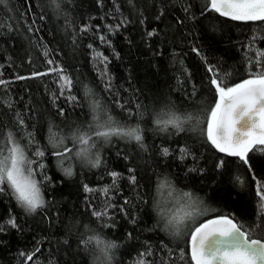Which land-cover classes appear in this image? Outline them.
<instances>
[{"label": "trees", "instance_id": "obj_1", "mask_svg": "<svg viewBox=\"0 0 264 264\" xmlns=\"http://www.w3.org/2000/svg\"><path fill=\"white\" fill-rule=\"evenodd\" d=\"M122 20H126L123 26L109 31ZM0 24V80L5 81L0 85V129L18 138L30 132L45 151V168L36 176L44 207L27 213L10 195L0 194V221L11 209L19 225L0 232V264H24L19 254L36 248L38 264H99L94 244L82 243L93 235L117 245L111 264H134L147 246L153 250L154 255L147 257L153 264L162 259L167 264H188L186 237L165 231L154 205V201L168 203L177 191H192L216 209L203 219L228 214L245 230L259 221L255 191L264 182V153H249L248 170L237 157L206 142L200 131L205 125L197 122L207 119V110L214 106L207 67L215 65L220 74H227V86L248 78L246 55H255L249 43L254 35L264 36V23L221 17L208 0H6L0 4ZM84 26L87 31H81ZM150 32L154 34L149 36ZM253 47L264 51V38ZM97 53L109 58L107 76ZM51 68L62 69L72 80L64 96L59 95L58 74L49 72ZM34 72L48 74L32 78ZM68 96L77 99L73 103ZM94 102L125 128L138 127L144 147L120 137L98 141L93 152L100 156V166L93 168L73 156L63 165L71 164L73 175L68 177L52 155L60 149L48 143V129L67 137L77 127H87ZM168 109L192 118L183 132L156 126L157 113ZM18 116L25 121L23 129L16 123ZM36 143L28 151L34 159ZM64 143L73 147L70 138ZM163 147L169 148V155L161 154ZM181 148L186 152L182 154ZM220 160L225 161L223 168L216 167ZM128 169L134 170L136 185L129 183L133 173ZM111 172L121 174L115 186ZM45 174L52 183L43 179ZM165 177L171 187L158 190ZM84 185L93 191H85ZM105 188L110 189L107 197ZM109 198L117 207L97 220L92 211ZM125 199L130 203L124 204ZM250 238L264 239V227L250 231Z\"/></svg>", "mask_w": 264, "mask_h": 264}, {"label": "snow or ice", "instance_id": "obj_2", "mask_svg": "<svg viewBox=\"0 0 264 264\" xmlns=\"http://www.w3.org/2000/svg\"><path fill=\"white\" fill-rule=\"evenodd\" d=\"M5 2L6 0H0V4ZM208 3L212 11L231 21L264 23V0H208ZM184 11L188 9L185 8ZM34 23L35 21L32 22ZM124 23L126 20H122L114 27L109 26V31L118 30ZM0 27H3V24H0ZM28 30L33 31L32 25H28ZM87 30V26L81 28V31ZM153 34L148 33L149 36ZM258 38H264V36L254 35L249 43V51L255 55H246L249 65L248 78L227 86L224 83L227 74H220L215 65L207 67V72L212 74L210 87L215 93L214 106L207 110V119L197 122L205 125L200 131L206 137V142L220 153L237 157L243 165L247 166L248 170H251L249 153H264V51L253 47ZM100 39L107 42L103 36ZM192 51L199 55V49L194 47ZM44 54L47 55V50ZM95 58L105 66L102 74L107 76L109 58L102 53H97ZM47 62L48 64L53 63L51 59ZM253 66H255V71L252 70ZM49 72L58 74L60 96H64L66 90H71L72 80L62 74V69L51 68ZM47 74V72H34L32 78ZM26 78L17 77V79ZM3 84L5 81L0 80V85ZM57 98L54 93L53 102ZM66 98L73 103L77 99L75 96ZM92 113V122L87 127H77L67 137L59 135L51 127L48 129V143L53 149H60L53 151L52 155L57 158L58 166L68 177L73 175L71 164L69 163L68 167L63 165L66 160L71 161L73 156L93 168L100 166V156L93 152L98 141L108 142L112 137H120L135 141L141 148L144 147L143 136L138 127L125 128L119 121L108 115L107 110L98 102L92 104ZM59 114L64 115L62 108L59 109ZM191 119V117L182 118L175 111L168 109L157 113L155 124L161 131L172 128L179 133L184 131L185 123ZM16 123L21 129L25 127V121L19 116ZM69 138L73 147L65 146L64 141ZM21 140L25 142L21 143ZM34 143H36L35 137L30 132L18 138L12 131L5 132L0 129V194L10 195L16 204L27 213H35L37 209L45 205L40 182L36 179L38 170L45 168L42 162L45 151L36 143L33 151L36 159L30 157L28 151L32 149ZM169 151V148L163 147L161 154L167 156ZM180 151L183 154L186 149L181 148ZM224 165L225 161L220 160L216 167L223 168ZM128 171L133 173L128 177L129 183L136 185L134 170L128 169ZM110 175L113 177V186H115L121 174L111 172ZM43 179L52 183L51 177L46 174ZM165 185L171 187V181L167 177L160 181L157 189ZM84 189L87 192L93 191L88 185H84ZM109 191V188L102 189L106 197ZM255 194L259 203V221H254V227L250 225L249 230H245L243 224L228 214L212 215L211 218L197 223L199 217L214 213L216 209L207 207L204 201L192 191H177L168 203L154 201V205L159 220L164 224L165 231L172 237H186L185 243L190 250L188 264H264V239L250 238V231L264 227V182L257 184ZM128 203L130 201L125 199L124 204ZM116 207L111 203L110 198L106 199L100 209L92 211V216L97 220H102L109 216L110 209ZM119 210L124 212L122 205ZM135 222V217H133L132 223ZM6 227L19 229L11 209L8 210L7 218L0 221V232H4ZM126 235L131 237L132 233L129 232ZM82 243L85 247L94 244L99 253L95 258L99 264H111L113 250L117 247L114 242L93 235L83 240ZM164 247L167 248V245ZM37 252L39 248L34 249L32 253L21 252L19 255L24 258V264H29V262L38 264V261L34 259ZM153 255L151 246H147L144 251L138 253V260L134 261V264H153L147 259ZM180 257H185L184 249L180 250ZM161 264H167V262L162 259Z\"/></svg>", "mask_w": 264, "mask_h": 264}, {"label": "rangeland", "instance_id": "obj_3", "mask_svg": "<svg viewBox=\"0 0 264 264\" xmlns=\"http://www.w3.org/2000/svg\"><path fill=\"white\" fill-rule=\"evenodd\" d=\"M207 216H208V215H207ZM207 216L199 217L198 219H203V218H205V217H207ZM198 219H197V220H198ZM190 226H191V225H190Z\"/></svg>", "mask_w": 264, "mask_h": 264}]
</instances>
